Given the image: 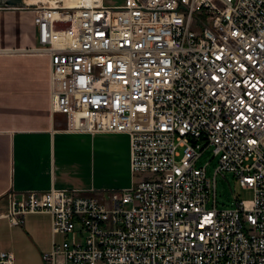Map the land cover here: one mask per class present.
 I'll list each match as a JSON object with an SVG mask.
<instances>
[{"label":"built area","instance_id":"obj_1","mask_svg":"<svg viewBox=\"0 0 264 264\" xmlns=\"http://www.w3.org/2000/svg\"><path fill=\"white\" fill-rule=\"evenodd\" d=\"M49 110L70 132L129 136L132 182L10 195L11 224L50 215L44 264H264V0H38ZM252 191L216 208L196 160ZM213 188V205L207 206ZM62 235L57 240L56 235ZM0 264L14 253L0 249Z\"/></svg>","mask_w":264,"mask_h":264},{"label":"crops","instance_id":"obj_2","mask_svg":"<svg viewBox=\"0 0 264 264\" xmlns=\"http://www.w3.org/2000/svg\"><path fill=\"white\" fill-rule=\"evenodd\" d=\"M24 1V6H0V48L36 44V0ZM49 66L44 54L0 52V249L13 251L14 264H44L41 253L50 249L52 235L47 212H27L21 224H11L10 195L51 186L80 188L67 176L86 164L94 167L96 139L117 133L65 130L64 115L49 110ZM127 148L128 164L129 143ZM95 187L107 189L84 190L102 195L125 186Z\"/></svg>","mask_w":264,"mask_h":264},{"label":"rangeland","instance_id":"obj_3","mask_svg":"<svg viewBox=\"0 0 264 264\" xmlns=\"http://www.w3.org/2000/svg\"><path fill=\"white\" fill-rule=\"evenodd\" d=\"M124 0H104L107 4H120ZM111 137L106 141L101 138L96 139V146L99 148L95 155V165H85L80 168L77 173H70L67 176L71 185L83 186L81 189H90L92 191L103 190L107 188L95 186H125L131 184L132 174L130 167L127 164V147L129 143V136L124 132H117L111 134ZM101 145V146H100ZM96 147V148H97ZM218 163V155H213L211 147L203 150L201 155L196 160L197 166L205 165L206 176L210 178L211 184L215 187V206L216 208L233 207L236 205L238 199H250L252 191L249 188L241 186L238 178L232 171L225 170L214 176V171ZM73 170V167H70ZM103 191L102 195L108 197L109 192L113 189ZM100 193V192H99ZM99 195V194H98ZM207 206L213 205V188L211 187ZM57 240L62 235L57 234ZM61 236V237H60Z\"/></svg>","mask_w":264,"mask_h":264},{"label":"water","instance_id":"obj_4","mask_svg":"<svg viewBox=\"0 0 264 264\" xmlns=\"http://www.w3.org/2000/svg\"><path fill=\"white\" fill-rule=\"evenodd\" d=\"M24 0H0V6H24Z\"/></svg>","mask_w":264,"mask_h":264},{"label":"bare ground","instance_id":"obj_5","mask_svg":"<svg viewBox=\"0 0 264 264\" xmlns=\"http://www.w3.org/2000/svg\"><path fill=\"white\" fill-rule=\"evenodd\" d=\"M27 1L31 2L30 0H27ZM36 1H38V0H36Z\"/></svg>","mask_w":264,"mask_h":264}]
</instances>
